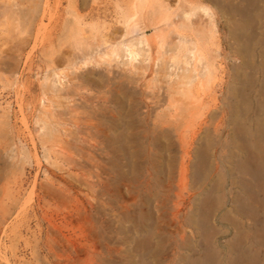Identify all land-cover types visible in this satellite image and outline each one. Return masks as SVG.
<instances>
[{
  "label": "rangeland",
  "instance_id": "obj_1",
  "mask_svg": "<svg viewBox=\"0 0 264 264\" xmlns=\"http://www.w3.org/2000/svg\"><path fill=\"white\" fill-rule=\"evenodd\" d=\"M122 1L0 0V264H264V0H202L210 37L194 0ZM148 21L134 66L102 54ZM178 38L208 81L167 76Z\"/></svg>",
  "mask_w": 264,
  "mask_h": 264
},
{
  "label": "bare ground",
  "instance_id": "obj_2",
  "mask_svg": "<svg viewBox=\"0 0 264 264\" xmlns=\"http://www.w3.org/2000/svg\"><path fill=\"white\" fill-rule=\"evenodd\" d=\"M68 1V4L72 5L75 7V10H74V15L73 16V20L74 21H77L79 19H81V15L79 13V11L77 10V7L78 8H84L86 6L87 3V0H67ZM120 1L121 0H115V6L118 10V15H122V13L124 12L123 9L121 8L120 6ZM124 1V0H123ZM122 1V2H123ZM135 1V0H134ZM140 1V0H137V2ZM179 0H177L178 2ZM195 3L193 4V8L191 11H184L182 16L185 17V18H189V16L191 15H198V17L200 18V20L203 22L205 21L206 25L204 27L207 26V37H210L212 36L214 33H215V11L209 6V5H205L202 3V0H194ZM207 1H214V2H221L223 3L226 7L228 6H233V7H238L241 5V3H243L242 1L246 2L247 4H249L251 1H253V3H255V0H207ZM237 1V2H235ZM159 4H160V8H162V10L164 12H167L169 10V2L167 0H159ZM259 7V6H258ZM241 9V8H240ZM240 9L236 8L235 10V14L238 15L239 17H237L238 21H240L241 17L244 19L247 18L248 15H245L246 13L251 14V12L253 11H249L248 9H246V13L245 12H241ZM252 9V8H251ZM243 10V9H241ZM255 10V9H254ZM231 11V10H230ZM229 11V12H230ZM105 13V11H104ZM107 13V12H106ZM117 13V12H116ZM228 13V12H227ZM245 13V14H244ZM259 13V12H258ZM103 14V13H102ZM101 14V15H102ZM109 14V13H108ZM107 14V16H109ZM231 14V12H230ZM229 14V16H230ZM106 15V14H105ZM245 15V16H244ZM106 16V17H107ZM244 16V17H243ZM248 16V17H249ZM251 16H254V15H251ZM105 17V16H104ZM110 17V16H109ZM235 17V15H234ZM103 18V16L101 17ZM240 18V19H239ZM253 20L254 18L251 17ZM104 19V18H103ZM106 19V18H105ZM241 19V20H243ZM108 20V19H107ZM248 20V19H247ZM72 21V20H71ZM236 21V20H235ZM243 22V21H242ZM241 22V23H242ZM151 24V21H148L146 23H141V25H139L137 27V32L134 36H130L128 38H124V36L127 35V30L125 29L124 32L122 34H120L119 36V39L118 40H113L111 41L108 46H109V49L107 51H103L102 54H112L114 56H118V60L117 62L121 63L122 65H127L133 61H136L138 59V56L141 55V50L143 48V46L145 45L146 41H147V37H146V33H145V28L148 26V24ZM242 25V24H241ZM154 29V28H153ZM155 30H156V27H155ZM158 30V29H157ZM117 31V30H115ZM246 32H249L248 30H246L245 28H242V27H239V28H233V30H230V34L233 35L235 38H238L239 39V36H243L242 34L245 35ZM159 33V32H158ZM161 34V31L158 35ZM157 35V33H156ZM158 37V36H157ZM245 37V36H244ZM161 39V36L159 37ZM246 38V37H245ZM110 39V38H109ZM108 39V40H109ZM107 40V42H109ZM159 40V39H158ZM161 43H163L164 41L163 40H159ZM174 42V40H171V42ZM159 42V44H160ZM176 48L178 46H181L183 45L185 47V52L181 55V57H172V58H169L170 62H168V67H167V76L170 77L171 80L177 82V83H180L181 85H189L190 83H192L193 81H205L207 79V81L209 80V78L211 77V75L214 73L215 71V63L213 61V59H211L210 55L209 58L207 59V65H203L200 62L199 58H197L196 54H194V51L192 48L188 47V45L185 46L186 42L182 39H179L176 41ZM170 44V42H169ZM173 44V43H172ZM94 45V43H93ZM162 45V44H161ZM160 45V46H161ZM92 47V46H90ZM94 47V46H93ZM107 47V46H106ZM180 48V47H179ZM97 49V48H96ZM96 52V51H95ZM94 53V52H93ZM100 53H96L95 56L99 55ZM89 55L92 57L93 54H90ZM147 58H145V60L147 59V61L150 59L148 58V56H146ZM134 63V62H133ZM130 65H133L132 63ZM134 66V65H133ZM46 80H48V78H46ZM50 80V81H49ZM48 81L50 82V86L55 89V90H58V89H61L63 88V80H61V78L56 74L54 73V75H52V78L49 79ZM40 111H42L40 114H38L36 117L38 120H42L43 122H45V120L47 121V119H45L46 115H45V112H46V108L45 106L42 104V109L40 108ZM36 119V120H37ZM37 122V121H36ZM42 126V125H41ZM49 128H48V132L49 134L52 132L50 125H48ZM53 127V126H52ZM42 128H44V126H42ZM41 128V129H42ZM51 128V129H50ZM55 131V130H53ZM47 132V133H48ZM41 133H42V137L43 135H46L47 133H45L44 131L42 132L41 130ZM53 133V132H52ZM51 133V135H53ZM55 136V135H54ZM41 138V137H40ZM39 138V140H40ZM46 138V137H45ZM44 140V138H42ZM49 139V138H48ZM48 139H45L46 141ZM50 140V139H49ZM45 141V142H46ZM152 188V187H151ZM152 190V189H151ZM148 192V191H147ZM238 195V194H237ZM262 218V217H261ZM262 220V219H261ZM258 221V220H257ZM259 224L261 222H258ZM197 224V223H196ZM257 224V223H256ZM262 225V224H261ZM260 228V227H257V229ZM256 241V240H255ZM254 243V242H253ZM257 243H261L258 241H256V244ZM250 245V244H249ZM255 245V244H252V246ZM257 247V246H256ZM260 248V247H259ZM257 249V248H256ZM259 252H256L257 255L259 256V254L262 255L263 252L260 251V249H258ZM215 251V250H213ZM15 252V251H14ZM211 252V251H210ZM218 252V251H217ZM213 253L211 252V254H209L207 256V259L208 261L210 259H213L216 261V258L218 257H215L214 254L213 256L215 257H211ZM206 255V254H205ZM211 258H210V257ZM5 257V256H3ZM4 259V258H3ZM6 259V258H5ZM253 259V258H252ZM257 259V258H256ZM260 259V258H259ZM204 260V259H203ZM212 260V261H213ZM201 261V260H200ZM204 261H207L206 259ZM214 261V262H215ZM261 261V259H260ZM258 261V264L259 262ZM210 263L213 264V262H211V260L209 261ZM197 263V262H196ZM201 263V262H200ZM204 263H208V262H204ZM209 263V264H210ZM203 264V262H202Z\"/></svg>",
  "mask_w": 264,
  "mask_h": 264
}]
</instances>
